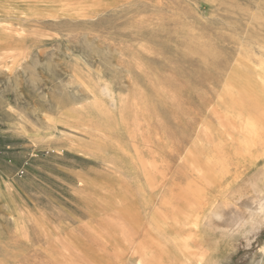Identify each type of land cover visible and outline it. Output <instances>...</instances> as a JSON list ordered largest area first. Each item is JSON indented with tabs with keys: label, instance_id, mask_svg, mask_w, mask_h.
Masks as SVG:
<instances>
[{
	"label": "rangeland",
	"instance_id": "rangeland-1",
	"mask_svg": "<svg viewBox=\"0 0 264 264\" xmlns=\"http://www.w3.org/2000/svg\"><path fill=\"white\" fill-rule=\"evenodd\" d=\"M195 254L264 264V0H0V264Z\"/></svg>",
	"mask_w": 264,
	"mask_h": 264
},
{
	"label": "bare ground",
	"instance_id": "bare-ground-1",
	"mask_svg": "<svg viewBox=\"0 0 264 264\" xmlns=\"http://www.w3.org/2000/svg\"><path fill=\"white\" fill-rule=\"evenodd\" d=\"M167 244V243H166ZM202 244V243H201ZM162 249V248H161ZM208 254H210L209 252H208ZM189 259H190V261L191 262H193V264L196 262V260H197V254H195V255H193V256H191V257H189ZM205 259V258H204ZM203 259V260H204Z\"/></svg>",
	"mask_w": 264,
	"mask_h": 264
}]
</instances>
